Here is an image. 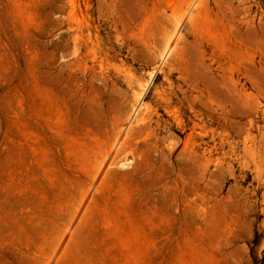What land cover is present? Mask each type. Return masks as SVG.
<instances>
[{"label": "rangeland", "instance_id": "374dc122", "mask_svg": "<svg viewBox=\"0 0 264 264\" xmlns=\"http://www.w3.org/2000/svg\"><path fill=\"white\" fill-rule=\"evenodd\" d=\"M0 264H264V0H0Z\"/></svg>", "mask_w": 264, "mask_h": 264}]
</instances>
